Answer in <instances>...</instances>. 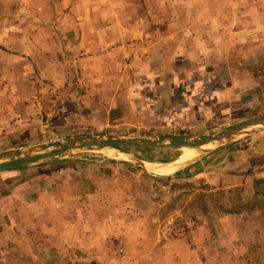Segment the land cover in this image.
Segmentation results:
<instances>
[{
  "label": "crops",
  "instance_id": "obj_1",
  "mask_svg": "<svg viewBox=\"0 0 264 264\" xmlns=\"http://www.w3.org/2000/svg\"><path fill=\"white\" fill-rule=\"evenodd\" d=\"M89 1L82 12L88 18L78 23L82 33H102V40L103 33L123 32L127 37L121 36L120 47L126 55H132L133 47L141 49L135 62L146 74V82L135 98L139 123H126L128 127L142 126L149 134H193L264 112V77L255 70H233L222 53L229 46L232 22L227 7H207L210 0H171V13L158 7L142 12L134 8L133 0ZM248 42L254 54L259 44L253 39ZM63 163L0 173V264H114L119 233L126 238L132 264H210L199 262L197 255L202 249L205 253V241L212 238L211 218L204 215L195 229L178 237L160 228L153 232L142 216L124 213L116 222L114 210L110 215L93 200L94 195L86 194L95 185L85 184L89 189L85 190L84 183L76 180L80 171ZM161 174L204 178L210 184L204 192L238 189L251 197L255 183L264 179V135L222 145L173 173ZM244 212H215L214 219L218 229L213 239L237 240L228 248L234 250L238 264L241 257L264 252V243L258 247L247 241L246 223L252 225L257 218L245 217ZM233 225L239 226L236 233ZM251 234L258 232L251 229ZM158 257L167 260L157 263Z\"/></svg>",
  "mask_w": 264,
  "mask_h": 264
},
{
  "label": "rangeland",
  "instance_id": "obj_2",
  "mask_svg": "<svg viewBox=\"0 0 264 264\" xmlns=\"http://www.w3.org/2000/svg\"><path fill=\"white\" fill-rule=\"evenodd\" d=\"M133 3L142 12L158 7L171 13L174 6L171 0ZM89 4V0H0V153L76 135L133 134L129 133L133 130L149 134L148 128L127 126L139 123L135 98L146 82V74L140 73L141 65L135 62V53L141 49L133 47L132 55H126L120 47L121 36L127 37L123 32L103 33L102 40V33H82L78 23L88 18L82 12ZM212 6L227 7L232 15L229 48L222 49L230 68L255 70L264 77V0H210L207 7ZM252 39L259 44L254 54L252 42H248ZM250 55L255 58L249 59ZM120 150L145 164L104 151H86L61 160L64 166L80 171L77 182L95 185L86 194L94 195L93 200L110 215L114 210L116 222L124 213L132 218L142 216L153 232L160 228L168 236L178 237L195 229L206 215L211 218L213 234L205 241V253L202 249L197 255L199 262L238 264L234 250L228 248L237 240L213 239L218 229L214 219L215 212L234 215L245 211V217L257 218L252 225L246 223L247 241L263 246V178L255 183L251 197L238 189L209 193L204 192L210 187L204 178L179 179L154 171L161 161H176L185 150ZM233 228L236 233L239 226ZM251 229L258 234L253 236ZM114 242V264H132L124 234L115 236ZM218 248L222 253L216 252ZM241 259L240 264H264V252ZM155 260L163 263L167 258ZM148 261L155 263L151 258Z\"/></svg>",
  "mask_w": 264,
  "mask_h": 264
},
{
  "label": "water",
  "instance_id": "obj_3",
  "mask_svg": "<svg viewBox=\"0 0 264 264\" xmlns=\"http://www.w3.org/2000/svg\"><path fill=\"white\" fill-rule=\"evenodd\" d=\"M257 135H264V112L235 123L193 134L105 133L76 135L66 140H53L34 146L19 147L2 152L0 153V173L20 167L63 160L86 151H104L127 161L145 164L143 161L124 153L120 148H153L177 153L183 151L184 147L199 149L210 143H215V146L205 150L196 157L199 158L222 145L235 143L244 138L255 137ZM163 168L164 166L159 167V169Z\"/></svg>",
  "mask_w": 264,
  "mask_h": 264
},
{
  "label": "bare ground",
  "instance_id": "obj_4",
  "mask_svg": "<svg viewBox=\"0 0 264 264\" xmlns=\"http://www.w3.org/2000/svg\"><path fill=\"white\" fill-rule=\"evenodd\" d=\"M213 146H215V143H210V144L203 146L199 149L184 147L183 150H185L186 152H184L183 155L178 160L173 161L174 163H172V164L165 165L163 169H159L158 167L155 166L154 171H156L157 173H160V172L161 173H163V172L173 173L178 167L187 164L188 162H190L193 159H195L196 157H198L201 153H203L205 151V149H210Z\"/></svg>",
  "mask_w": 264,
  "mask_h": 264
},
{
  "label": "built area",
  "instance_id": "obj_5",
  "mask_svg": "<svg viewBox=\"0 0 264 264\" xmlns=\"http://www.w3.org/2000/svg\"><path fill=\"white\" fill-rule=\"evenodd\" d=\"M123 253H124V248L123 247L119 248V255L122 256Z\"/></svg>",
  "mask_w": 264,
  "mask_h": 264
}]
</instances>
